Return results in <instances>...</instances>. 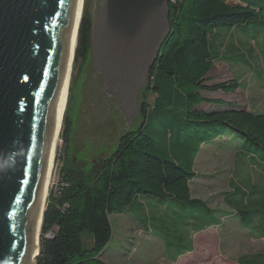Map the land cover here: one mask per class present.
I'll return each instance as SVG.
<instances>
[{"label": "trees", "instance_id": "trees-1", "mask_svg": "<svg viewBox=\"0 0 264 264\" xmlns=\"http://www.w3.org/2000/svg\"><path fill=\"white\" fill-rule=\"evenodd\" d=\"M240 1L243 6L230 5L227 0L169 1L170 31L139 97L138 114L146 119L145 123L122 131L115 149L88 166L63 160L59 184L51 189L43 214L36 264H107L101 255L113 236L110 220L113 213L136 216L143 225L150 226L152 233L160 234L167 246L182 248L183 245L174 244L176 239L183 238L175 221L177 212L167 202L202 204L208 210L203 201L192 198L189 181L195 176L193 163L199 146L211 142L215 136L229 133L246 141L247 151L258 153L264 170V113L228 103H223V109L198 107L206 102L216 103L203 97V90L234 92L237 88L235 81L210 85L205 82L213 60L223 58L221 42L211 40L215 29L264 18V0ZM91 30L92 13L86 5L78 28L74 61L85 60L90 51ZM211 47L218 56L212 54ZM262 51L264 59V43ZM68 104L69 101L61 133L64 142L69 131ZM151 118L169 124V137L175 133V143L162 156L157 154L155 141L146 133V123ZM175 146L176 156L172 154ZM139 197L165 200L162 209L170 211L161 212L158 205L154 216L149 212L147 216L145 204L138 203ZM237 213L243 219L244 212L237 210ZM185 217V221H180L184 230L196 219L194 215ZM243 220L248 223L251 217ZM84 232L89 233L85 239ZM243 261L239 260L240 264ZM245 264H264V257L247 259Z\"/></svg>", "mask_w": 264, "mask_h": 264}, {"label": "water", "instance_id": "water-1", "mask_svg": "<svg viewBox=\"0 0 264 264\" xmlns=\"http://www.w3.org/2000/svg\"><path fill=\"white\" fill-rule=\"evenodd\" d=\"M169 1L93 0L92 56L128 124L170 31ZM74 6L75 0H0V264H30L39 253L32 233L46 207L42 212L53 110Z\"/></svg>", "mask_w": 264, "mask_h": 264}, {"label": "rangeland", "instance_id": "rangeland-1", "mask_svg": "<svg viewBox=\"0 0 264 264\" xmlns=\"http://www.w3.org/2000/svg\"><path fill=\"white\" fill-rule=\"evenodd\" d=\"M86 5L92 11L93 0H83V8ZM221 27L223 26H218V28ZM211 51L214 56H218L214 47H211ZM73 58L67 99L62 114L58 144L54 153L50 184L45 203H47L51 189H54L59 184L60 168L63 160L73 165H84L86 163L88 166L97 159L108 156L115 149L116 140L122 131L129 128H137L146 121V119L137 114L128 124L125 114L116 106L115 98L108 95L105 91L104 76L98 71L91 48L85 60L74 61ZM234 59L241 60V56H234ZM255 73H259L261 78L256 77ZM206 79L205 83L209 85L235 81L237 82V88L234 92L203 90L201 91L203 97L207 96V98L215 101L227 102L230 105L237 104L250 111L264 113V59L262 57L254 59L249 57L246 62L216 58L213 60V66L207 74ZM68 101L69 131L68 139L64 142L61 138V133L65 128L64 117ZM198 107L212 109L219 106L216 103L206 102L200 104ZM170 129L169 124L165 120L154 121L151 118L146 123V133L155 141L157 154L161 155L165 151H168L169 146L175 143V133L169 137ZM230 137L232 141L226 142L225 146L232 147L234 145L235 142L233 140L237 137L234 134ZM243 143L247 144L246 141H243ZM176 147L172 149L174 156L177 155ZM206 153H208V149ZM206 153L202 156L198 155L201 157L193 165L194 170L197 172H203L204 170L212 172L213 168L218 165L219 160L213 156L211 157L212 154H209L207 157ZM239 156L237 157L239 158ZM219 158L229 163V155H219ZM179 160L180 162L184 161L183 159ZM211 176L217 178L214 183V186L217 188V185L223 183L221 181L218 182V179L227 175L224 171H221ZM259 183L264 188V181L260 179ZM242 184L249 188L244 200L245 205L237 204L234 210L243 211L245 218L256 214L263 215L264 194L260 200L253 201V195L250 194L256 192L254 188L257 187H251L252 185L247 184L246 181H242ZM224 189L227 191V188ZM217 199L215 200L217 201ZM203 200L205 204H211V198H204ZM164 203L165 200L157 199L155 206L145 204L144 210L147 216H149L148 212L154 216L153 214L159 204L161 206L159 211L161 212H169L175 206L174 210L177 212L175 221L177 222L178 230L182 231L183 235L182 243L179 244L183 245L182 248L188 246L192 234L191 222L188 223L186 230H184V225L180 223V221H185L186 214L188 216L194 215L196 216V220L200 221L211 220V216L219 218L220 215V213L217 214V209H214L215 207L205 211L202 204L191 205L186 202L173 201L172 203L167 202L170 209L164 210L162 209L164 208ZM227 210L230 212L232 209ZM221 212L223 213V211ZM135 217L124 213H113L110 215L113 236L105 247L103 255H101V258L107 264H232L239 252L244 250L245 247L252 245L254 242V248L258 249L262 244L260 238H254V241H252L251 237L245 238L240 236L239 229H243L239 222L240 217L237 216L236 218L231 214L225 220V227L206 229L200 234H195L192 252H186L181 257L174 259L171 254L172 250L168 249L161 239L150 232V226L148 224L143 225ZM138 217L143 218V216ZM255 220V224H258L259 220L256 218ZM83 234L84 239L86 235H89L88 232H84ZM50 235L51 233L48 234V236ZM176 241L179 242L178 239ZM85 245L88 246L89 244L86 243Z\"/></svg>", "mask_w": 264, "mask_h": 264}, {"label": "crops", "instance_id": "crops-1", "mask_svg": "<svg viewBox=\"0 0 264 264\" xmlns=\"http://www.w3.org/2000/svg\"><path fill=\"white\" fill-rule=\"evenodd\" d=\"M227 3L235 6L244 5V3L240 0H227ZM211 40L221 42L220 49L222 50L220 51V54L222 55L224 60L246 62L247 58L249 57H251L252 59L258 57L263 58L262 48L264 43V18L259 19L255 22H247L233 27L216 28L214 34L211 36ZM234 56H241V60L234 59ZM255 74L256 77H260L259 73ZM218 102L219 101H216V104H218L219 107L212 109L225 108L223 103L227 102ZM233 105L241 107V109L249 110L237 104ZM201 109L209 110L204 108ZM231 135L232 134L229 133L220 134L218 136H215L211 142H206L199 146V150L195 156L196 159L194 158L193 165H195L199 161L200 157L206 153L207 149V157L209 154H212L211 157L213 156L214 158L219 160L218 165L213 168L212 172L205 170L203 172H197L193 168L195 176L189 181V190L192 198L200 199L203 202L204 198H211V204H205L204 202V205L208 208V210H210V208L212 207H215L214 209H217V214L220 213L219 218L211 216V220L204 221L196 220L195 218H193V222L191 224L192 234L190 236V241L188 242V246L186 249L176 248V246H167L162 240L160 234H154L150 230L153 235L163 241L168 249L172 250L171 254L174 259L181 257L186 252H192L194 248L193 237L195 236V234H200L206 229L208 230L211 228L225 227V220L227 219V216L231 214L233 217H240V220H238L241 224V227L243 228L239 229L240 236L245 238L251 237L252 241H254V238H260V242H262L261 246L258 249L254 248V242L252 245L245 247L244 250L239 252L232 264H240L241 262H239V260L241 261L242 259H244L243 264H245V261L247 259H260L264 257V214L253 215L251 216V220L248 223H243V219L245 217H243L242 219V215H239V213H237V210H234L237 204L245 205L244 200L247 195V189L249 188L243 185L242 181H246V183L252 185L251 187L253 188L257 187L254 188L256 189V192L250 194L253 195V201H258L261 199V197L263 196L264 188L261 187L259 181L260 179L264 181V170L262 169V165L258 161V158H260L258 156V153L247 151L249 147L246 143L242 144V142L244 141L243 139L237 137L235 140H233L235 143L232 147H229L227 145L225 146L226 142L232 141V139H230ZM224 154L230 156L229 163H227L224 159L221 160V158L223 157L219 158V155L223 156ZM198 155L201 156L199 157ZM238 155H240L239 158L237 157ZM237 158L238 160L236 161ZM221 171H224L227 176L218 179V182L221 181L223 183L217 185L216 188L214 186V183L217 178L211 175L214 173L218 174ZM257 177L259 178L256 179ZM224 188H227V191ZM215 199H217V201ZM137 200L140 205L149 204L151 206H155L157 203V199L151 197H139ZM227 209L232 210L228 212ZM221 211H223V213ZM255 218L259 220L258 224H255ZM200 226H202V228H200ZM175 243L176 245H179L182 243V240L180 239L179 242L176 241Z\"/></svg>", "mask_w": 264, "mask_h": 264}, {"label": "bare ground", "instance_id": "bare-ground-1", "mask_svg": "<svg viewBox=\"0 0 264 264\" xmlns=\"http://www.w3.org/2000/svg\"><path fill=\"white\" fill-rule=\"evenodd\" d=\"M82 2L83 0H75V6H74V15H73V21H72V32L70 36V40L68 43V49H67V54H66V66H65V71L63 74L64 79L63 82H61V87L58 92V97L55 99V104H54V110H53V127H54V132H53V137H52V145L50 148L49 156H48V161H47V166H46V173H45V180L43 184V191H42V212L45 207V201H46V196H47V190L50 184V178H51V171L53 167V159H54V153L56 151V147L58 144V134L59 130L61 127V119H62V114L65 108L66 104V99H67V91H68V84H69V79H70V71H71V64H72V57L74 56V50H75V44H76V32L78 29V23L81 17V10H82ZM41 217L39 214L38 219H36L34 226H33V233H32V244L33 246H37L36 244L39 241V233H40V225H41ZM36 253V252H35ZM34 255L31 256L30 259V264H34L33 261L35 260L36 256Z\"/></svg>", "mask_w": 264, "mask_h": 264}]
</instances>
